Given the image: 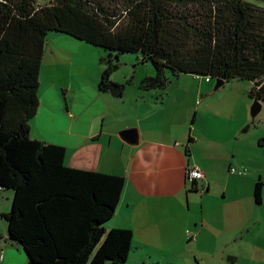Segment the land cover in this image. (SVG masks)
Wrapping results in <instances>:
<instances>
[{"label":"trees","instance_id":"1","mask_svg":"<svg viewBox=\"0 0 264 264\" xmlns=\"http://www.w3.org/2000/svg\"><path fill=\"white\" fill-rule=\"evenodd\" d=\"M62 34L102 51L99 89L116 97L134 77L114 74L137 55L135 68L154 71L142 90L163 92L192 74L246 81L249 98L264 103V7L246 0H0V190L13 191L3 214L8 240L37 264H125L136 249L133 232L109 227L125 178L67 166L63 146L31 136L46 44ZM190 183L195 188L197 180ZM263 193L259 178L258 204Z\"/></svg>","mask_w":264,"mask_h":264},{"label":"crops","instance_id":"2","mask_svg":"<svg viewBox=\"0 0 264 264\" xmlns=\"http://www.w3.org/2000/svg\"><path fill=\"white\" fill-rule=\"evenodd\" d=\"M53 37L45 48L40 106L31 136L63 146L67 166L125 178L109 227L132 230L136 249L178 250L192 244L206 258L205 264H264V214L258 210L264 206V197L261 204L256 202L255 185H244L247 177L240 176L241 199L229 200L226 205L198 200V192L206 186L210 190L218 178L224 180L228 197L229 181L244 170L235 168L233 172L237 154L227 151L226 155L219 148L221 141L209 135L201 133L211 149L199 153L196 146L201 137L196 127L202 114L222 116L228 111L239 131H245L249 119L238 120L232 108L236 97L241 101L242 116L247 117L249 84L224 83L217 92L211 80L200 76L197 87L186 88L184 94L175 89L145 91L140 89V81L154 71L145 68L142 74L141 68L148 65L140 64L132 72L129 68L114 74L117 81L134 77L124 95L116 97L99 89L106 68L100 49L72 37ZM134 64L122 63L127 67ZM184 98L185 104L181 102ZM263 138L259 136V144ZM195 163L204 168L205 178L192 188L187 168ZM191 188L195 191L190 192ZM217 252L221 255L218 261ZM0 264H29L24 252L10 244L4 225L0 229Z\"/></svg>","mask_w":264,"mask_h":264},{"label":"rangeland","instance_id":"3","mask_svg":"<svg viewBox=\"0 0 264 264\" xmlns=\"http://www.w3.org/2000/svg\"><path fill=\"white\" fill-rule=\"evenodd\" d=\"M248 2L256 3L262 5L264 7V0H246ZM59 36V35H56ZM63 37H69L67 35H60ZM54 38V37H52ZM128 59H123L122 62L128 61V63L136 62L137 55H128ZM132 61V62H131ZM145 65V64H142ZM149 65V64H148ZM134 71V66L127 67V65H120L119 71L129 70ZM145 68H151L149 66H145L141 68V73H145ZM180 78V79H179ZM200 81V76L192 75V74H181L178 78L173 79L171 85L167 90L175 89L176 92H182L184 94V90L187 88L189 90H194L197 87V83ZM211 82L216 86L217 79H212ZM234 83H239L240 85H248L249 83L246 81H235ZM224 86V85H223ZM223 86L215 89L217 92L221 91ZM159 91V90H158ZM154 92V91H153ZM162 92V91H161ZM167 92V91H166ZM159 95V93H158ZM186 98V96H185ZM185 98L181 102H185ZM189 101H187L188 104ZM241 101L236 97L233 99V112L238 114L237 119L245 120L249 119V127L245 129V131H239L237 124L234 122L233 115L228 114V111L222 112V116L215 115L213 113H205L202 114V120H200V124L196 127V133L200 138L198 146L199 153L208 152L211 148L208 146L207 140L204 136H210L216 140L221 141L219 144V148L225 153L227 151L235 152L237 157L233 159L234 168L238 171L246 170L245 173L239 174L237 179H232L229 181L230 189L229 196L226 197L224 194V185L222 178H218V180L212 182L211 189L206 186L202 189L199 201L201 203H211L215 202L218 205H226L229 200H238L242 198L243 190L241 189V177H247V182L244 185H249V182L255 185V182L262 178L264 181V141L262 143H258L259 136L263 135L264 137V103H262L263 107L259 114L256 117H252L250 114V109L254 104V100L249 99L250 105L249 110L246 112L247 117L242 116V108L240 107ZM185 104V103H184ZM202 133V135H201ZM264 139V138H263ZM226 154V153H225ZM227 155V154H226ZM233 158V156H231ZM204 170V168H203ZM205 171V170H204ZM207 185V184H206ZM251 186V185H250ZM13 191L10 189L0 190V229L1 226L4 225L7 230V223L5 219L1 217L3 211L9 212L12 207V199H13ZM264 197V193H263ZM203 210V204L199 205V211ZM229 210V207H227ZM258 210L262 211L264 214V206H261ZM259 211V212H260ZM215 214V213H214ZM208 220V217H207ZM196 241V238L195 240ZM190 244V243H189ZM192 245V244H191ZM182 246L178 250H146V249H134L125 264H155L157 261L161 264H170L175 262H187L188 264H192L195 260L199 261L200 264H205L203 259L205 257L201 256V252L198 250H194L192 246ZM12 247L16 250H22L25 256L28 259L27 254L24 249L20 245H12ZM220 253L217 252L215 259L218 261L220 259ZM213 258V257H212ZM214 261V258H213ZM190 262V263H189Z\"/></svg>","mask_w":264,"mask_h":264},{"label":"built area","instance_id":"4","mask_svg":"<svg viewBox=\"0 0 264 264\" xmlns=\"http://www.w3.org/2000/svg\"><path fill=\"white\" fill-rule=\"evenodd\" d=\"M207 81H210V78H207ZM233 172H236L235 168L231 169ZM246 170L240 171L239 173H245ZM205 178V171L203 168L198 165L197 163L195 164H190L187 168V179L189 181H194V180H201ZM3 259V258H2Z\"/></svg>","mask_w":264,"mask_h":264},{"label":"water","instance_id":"5","mask_svg":"<svg viewBox=\"0 0 264 264\" xmlns=\"http://www.w3.org/2000/svg\"><path fill=\"white\" fill-rule=\"evenodd\" d=\"M223 84H224V81H223V80H221V79L217 80V82H216V86H215V89H218V88L221 87ZM262 107H263L262 102L254 101V104H253L252 107H251V115H252V117H256V116L259 114V112L261 111ZM131 131H134V132H135L136 130L133 129V130H131ZM125 133H126V132H125ZM263 141H264V140H263ZM24 251H25V250H24ZM25 253L27 254L26 251H25ZM27 256H28V254H27ZM28 259H29V257H28ZM29 264H37V263L32 262V261H30V259H29Z\"/></svg>","mask_w":264,"mask_h":264}]
</instances>
